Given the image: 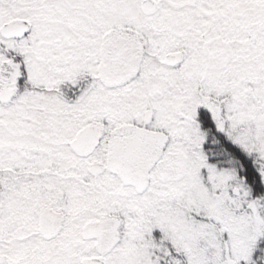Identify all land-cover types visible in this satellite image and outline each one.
I'll return each mask as SVG.
<instances>
[{
    "label": "snow or ice",
    "instance_id": "6c2138e0",
    "mask_svg": "<svg viewBox=\"0 0 264 264\" xmlns=\"http://www.w3.org/2000/svg\"><path fill=\"white\" fill-rule=\"evenodd\" d=\"M0 264H264V0H0Z\"/></svg>",
    "mask_w": 264,
    "mask_h": 264
}]
</instances>
